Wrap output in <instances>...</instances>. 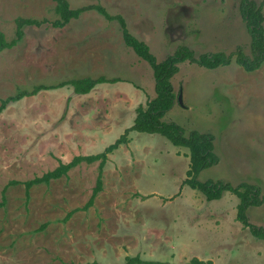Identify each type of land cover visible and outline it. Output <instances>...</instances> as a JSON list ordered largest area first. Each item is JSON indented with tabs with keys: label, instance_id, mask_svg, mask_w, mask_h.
Segmentation results:
<instances>
[{
	"label": "rangeland",
	"instance_id": "rangeland-1",
	"mask_svg": "<svg viewBox=\"0 0 264 264\" xmlns=\"http://www.w3.org/2000/svg\"><path fill=\"white\" fill-rule=\"evenodd\" d=\"M256 4L263 0H254ZM101 4L124 17L158 61L179 45L198 55L241 47L250 36L239 0H68ZM54 0H0V31L14 37L15 18L53 20ZM264 27V22H263ZM22 39L0 51V99L35 85L82 77L113 81L86 94L65 84L9 102L0 113V264H264V239L236 219L238 197L207 200L184 183L188 149L158 133L131 130L107 154L102 189L83 210L100 160L81 161L48 183L24 182L75 156L105 150L155 95L149 64L125 45L119 24L88 9L63 27L25 25ZM177 98L163 120L213 135L218 162L197 179L246 182L264 194V64L248 72L232 61L214 69L183 61L171 79ZM178 95L180 100H178ZM73 214L64 220L66 214ZM264 225V203L246 210Z\"/></svg>",
	"mask_w": 264,
	"mask_h": 264
},
{
	"label": "trees",
	"instance_id": "trees-1",
	"mask_svg": "<svg viewBox=\"0 0 264 264\" xmlns=\"http://www.w3.org/2000/svg\"><path fill=\"white\" fill-rule=\"evenodd\" d=\"M54 12L56 17L48 21V19H37L27 17L15 18L14 37L7 40L2 31H0V51L6 48H11L16 45L23 37V27L25 25L39 26L43 22H49L53 27H63L72 19L78 18L81 13L88 9H94L107 20H116L119 24L122 39L128 47L141 59L145 60L152 69L154 78L155 95L146 101L145 105H139L136 109V115L131 126L109 144L104 151L86 156H75L67 163H60L53 170L43 173L41 176H36L24 182L26 194L28 195L29 188L37 183H48L51 179H57L80 163L81 161L92 162L100 160L98 166V175L92 193L86 203L81 207L85 210L93 204L97 193L102 189L101 171L105 163L107 154L117 149L119 145L128 141L127 133L131 130L145 133H158L164 136L175 146L185 147L188 149L189 166L186 170V178L184 183L193 189L202 192L207 200H214L221 197L224 191H230L235 194L239 202L236 206V219L244 226L248 227L250 232L261 239H264V225H255L249 222L246 210L250 205H261L264 203V194L260 195L258 186L248 184L246 182L239 183L233 186L230 183L223 181H214L207 179L200 181L197 179L199 172L218 162V157L214 152L213 135L209 132H201L192 129L186 132L182 126L174 121L163 120L164 114L173 106L177 95L174 92L171 82L172 77L178 71V64L183 61H189L199 66L214 69L219 66L229 65L234 61L245 71L252 72L257 70L264 64V15L262 12V3L256 4L254 0H239V12L242 19L245 21L248 34L250 36V54L244 53L241 47H237L232 52L224 51H206L196 54L193 49L187 45H179L174 51L158 61L155 55L151 52L149 45L138 39L127 28L124 17L120 14L111 15L101 4H91L81 7H71L68 0H54ZM264 2V0H263ZM104 81H113L106 79L103 76L97 78L82 77L62 81L57 85H35L31 90L21 89L15 95L0 99V113L4 110L9 102L17 101L25 96L36 94L41 89H49L65 84L70 85L76 93L86 94L98 83ZM5 202V197H2L0 205ZM73 211L66 214L64 220L69 218ZM151 262L140 259L138 256H127L121 264H149ZM64 264H81L74 262H65ZM84 264H98L97 262ZM185 264H214L211 260H201L197 257H192Z\"/></svg>",
	"mask_w": 264,
	"mask_h": 264
},
{
	"label": "water",
	"instance_id": "water-1",
	"mask_svg": "<svg viewBox=\"0 0 264 264\" xmlns=\"http://www.w3.org/2000/svg\"><path fill=\"white\" fill-rule=\"evenodd\" d=\"M178 100H180V96L178 95Z\"/></svg>",
	"mask_w": 264,
	"mask_h": 264
}]
</instances>
